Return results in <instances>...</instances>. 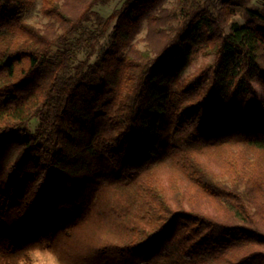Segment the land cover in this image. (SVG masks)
I'll return each instance as SVG.
<instances>
[{"label":"trees","instance_id":"1","mask_svg":"<svg viewBox=\"0 0 264 264\" xmlns=\"http://www.w3.org/2000/svg\"><path fill=\"white\" fill-rule=\"evenodd\" d=\"M166 1L0 0V264H264V5Z\"/></svg>","mask_w":264,"mask_h":264},{"label":"rangeland","instance_id":"2","mask_svg":"<svg viewBox=\"0 0 264 264\" xmlns=\"http://www.w3.org/2000/svg\"><path fill=\"white\" fill-rule=\"evenodd\" d=\"M124 0H109L106 5H98L95 7V10L100 12L103 16L110 15L115 9L119 8ZM218 2L220 0H217ZM238 4V13L233 16V20H237L240 22L244 21V12L246 6H256L263 7L264 0H234ZM176 0H167L166 5L171 7L175 4ZM40 2L36 4V7L28 14V20L32 23L42 24L47 21V19L43 18L41 12L39 10ZM146 33V29L140 34V36H144ZM110 41V36H106L100 46L98 47L97 53L93 56L92 60L98 59L106 50ZM87 55V51L83 50L78 53V59H84ZM217 62L216 58L212 55L204 56L201 55L197 58L192 65L188 68L185 76H189L194 74L199 69L203 68L207 64H215ZM257 90L259 92V96L261 100L264 102V86L257 83ZM38 125V120L34 119L30 124V129L35 130ZM53 253L47 250H37L33 252V262L31 264H52ZM61 264V263H60Z\"/></svg>","mask_w":264,"mask_h":264},{"label":"clouds","instance_id":"3","mask_svg":"<svg viewBox=\"0 0 264 264\" xmlns=\"http://www.w3.org/2000/svg\"><path fill=\"white\" fill-rule=\"evenodd\" d=\"M52 264H60L59 259L53 254Z\"/></svg>","mask_w":264,"mask_h":264}]
</instances>
